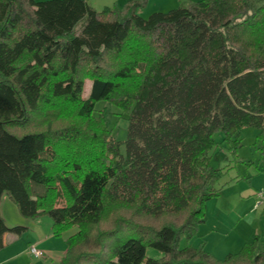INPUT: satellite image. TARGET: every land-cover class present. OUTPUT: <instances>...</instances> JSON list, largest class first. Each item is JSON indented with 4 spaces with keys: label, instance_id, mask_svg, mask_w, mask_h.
<instances>
[{
    "label": "trees",
    "instance_id": "16d2710c",
    "mask_svg": "<svg viewBox=\"0 0 264 264\" xmlns=\"http://www.w3.org/2000/svg\"><path fill=\"white\" fill-rule=\"evenodd\" d=\"M144 3L0 0V202L55 238L75 229L59 264H264L258 238L223 260L178 246L220 193L212 135L232 153L244 127L264 142V0ZM98 102L127 116L123 143ZM25 231L0 216V249Z\"/></svg>",
    "mask_w": 264,
    "mask_h": 264
},
{
    "label": "rangeland",
    "instance_id": "374dc122",
    "mask_svg": "<svg viewBox=\"0 0 264 264\" xmlns=\"http://www.w3.org/2000/svg\"><path fill=\"white\" fill-rule=\"evenodd\" d=\"M102 1L88 0V3L100 11L105 5L108 8L121 9L128 0H105L108 1L106 4ZM197 1L200 0H145L136 13L147 18L152 13H165L178 7H188ZM89 87L90 81L86 80L82 94L84 98ZM95 108L99 114L106 116L112 139L123 143L126 139L127 116L121 115L115 107L105 102H98ZM43 113L51 115L53 112L48 110ZM257 133L254 128L244 127L240 131V147L234 153L226 149L222 132L217 131L212 135L216 147L211 153L210 165L213 169H222L225 172L218 183L220 193L206 203L205 219L198 227V238L190 242L182 238L179 248L188 244L197 247L204 243V249L208 253L223 260L229 254L238 253L246 243H252L258 238L256 251L264 250V204L256 206L254 195L264 188V142H256ZM8 218L9 222H4L7 227L22 226L26 231L19 237H13V242L8 240L7 245L0 249V264H59L67 251L66 239L75 229L55 238L51 234V220L47 216L31 220L18 216L19 224L13 216L8 215ZM31 248L42 253V256L35 258L30 255ZM146 256L159 259L161 254L148 248Z\"/></svg>",
    "mask_w": 264,
    "mask_h": 264
},
{
    "label": "crops",
    "instance_id": "0c3cea01",
    "mask_svg": "<svg viewBox=\"0 0 264 264\" xmlns=\"http://www.w3.org/2000/svg\"><path fill=\"white\" fill-rule=\"evenodd\" d=\"M86 2L88 3V0H86ZM102 2H104V4L108 3V1H105V0H103ZM105 7H107V5H105ZM13 212H15L16 214H13ZM8 215L13 216L14 220H16V222H18L17 224L20 223V221L17 218L20 215H19V213L17 211L16 206L7 197L3 196L2 199H1V202H0V216L2 217V219H3V221L5 223H8L9 220H10L8 218ZM13 237H15V236H13L12 234H10V235L5 234L4 235L3 240H4L5 246L7 245L8 240H10V242H13V240H14ZM39 243H40V241H38V244Z\"/></svg>",
    "mask_w": 264,
    "mask_h": 264
},
{
    "label": "built area",
    "instance_id": "2783aa9c",
    "mask_svg": "<svg viewBox=\"0 0 264 264\" xmlns=\"http://www.w3.org/2000/svg\"><path fill=\"white\" fill-rule=\"evenodd\" d=\"M255 200H256V206H259L261 204H264V188L260 189L259 191L255 192ZM29 254L32 255L35 258H39L42 256V253L37 252L33 248L29 250Z\"/></svg>",
    "mask_w": 264,
    "mask_h": 264
}]
</instances>
